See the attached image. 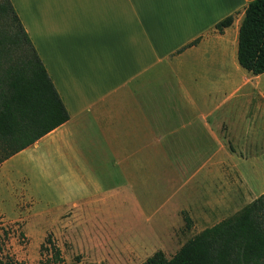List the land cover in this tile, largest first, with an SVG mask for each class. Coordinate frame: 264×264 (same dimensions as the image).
I'll list each match as a JSON object with an SVG mask.
<instances>
[{"label": "crops", "instance_id": "1", "mask_svg": "<svg viewBox=\"0 0 264 264\" xmlns=\"http://www.w3.org/2000/svg\"><path fill=\"white\" fill-rule=\"evenodd\" d=\"M10 1L69 114L0 163L28 183L40 245L52 223L48 232L64 259L78 256L74 264H140L182 227L176 207L205 215L226 199L222 160L246 192H264V72L237 62L246 0ZM32 26L66 44L67 58L36 43ZM158 144L167 182L183 175L175 193L184 203H166L163 219V204L155 208L147 230L131 228L156 199Z\"/></svg>", "mask_w": 264, "mask_h": 264}, {"label": "trees", "instance_id": "2", "mask_svg": "<svg viewBox=\"0 0 264 264\" xmlns=\"http://www.w3.org/2000/svg\"><path fill=\"white\" fill-rule=\"evenodd\" d=\"M246 1L238 30L237 62L257 75L264 72V0ZM232 22L229 15L216 28L222 32ZM11 49L17 52L16 58L7 60ZM68 119V111L11 1L0 0V163ZM180 214L184 229H190L193 221L188 212L181 210ZM40 249L49 252L53 263L63 260L51 233L46 234ZM0 264L24 263L5 255ZM140 264H264V192L194 234L171 257L158 249Z\"/></svg>", "mask_w": 264, "mask_h": 264}, {"label": "rangeland", "instance_id": "3", "mask_svg": "<svg viewBox=\"0 0 264 264\" xmlns=\"http://www.w3.org/2000/svg\"><path fill=\"white\" fill-rule=\"evenodd\" d=\"M19 2V0H18ZM33 27V26H32ZM34 30V40L36 43H40L42 47L51 49L56 57L67 58V46H57L58 39L56 36H51L47 34L39 35ZM83 42V41H82ZM48 44H52V47H47ZM83 46V45H82ZM64 53L66 55H64ZM17 52L11 49L7 51L6 59L16 58ZM81 64L80 66H82ZM176 151H180L179 144L171 146ZM164 150L163 144H158V182H157V195L155 202H152L150 206L143 208L145 214L142 217L137 215H132V223L128 224L131 228H134L137 224L138 228L147 230L150 226V222L147 221L148 217H151L155 208L162 205V210L159 213L161 219L165 218V205L166 208L176 207L184 203V197L180 193H175L177 181L182 179L183 175L172 176L170 174L172 182L169 183L166 180L165 174H168L169 169H167L165 163L162 160L160 153ZM179 161V160H178ZM229 160H222L223 165L221 168L220 186L218 187L221 192V197L226 199H221L219 207H209L207 208V214L203 215L201 212L202 208L196 206L194 209L188 211L189 215L193 220L192 227L190 229H184L181 216L179 214L180 207H176L173 216H179L182 227L176 229L174 226V233L165 238H158L156 243V250H162L167 257H171L176 250L190 237H192L197 232L201 231L203 228L211 226L220 220L232 215L239 209H241L246 204L250 203L253 199L257 197L256 192L250 190L246 192L242 185V180L235 171L231 169L228 165ZM29 166V165H28ZM196 164L191 166V169L195 167ZM189 170V168H187ZM249 172V179H254L256 177V169L251 168ZM170 176L168 178H170ZM25 178V177H24ZM27 180V177L25 178ZM225 180V182H224ZM10 181H12L10 183ZM227 184V185H226ZM28 183L21 178L13 174H8L0 169V258H4L5 255L12 257L17 262H23L24 264H74L78 259V256H66V259L59 263H53L50 261L49 252L45 249H40V242L37 233H41V226H36V223L29 222L30 215L32 214V209L30 208L26 197V187ZM206 196L210 198V195H202V198ZM226 200V201H225ZM206 201V200H205ZM204 202L201 200L199 206H203ZM186 209V208H185ZM159 216V215H158ZM130 216H128L129 218ZM134 218L136 221L133 222ZM203 220V223H201ZM125 224V222H124ZM54 224L45 223L44 230L45 233L51 229ZM109 228H112V224H106ZM127 225V224H125ZM127 227V226H125ZM136 228V229H138ZM110 231V230H108ZM52 236V233H51ZM53 240V236H52Z\"/></svg>", "mask_w": 264, "mask_h": 264}]
</instances>
